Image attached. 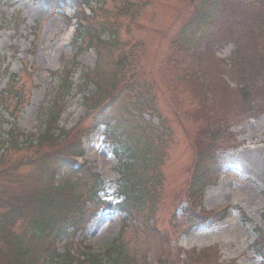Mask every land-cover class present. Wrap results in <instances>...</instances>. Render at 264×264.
<instances>
[{"label":"rangeland","instance_id":"1","mask_svg":"<svg viewBox=\"0 0 264 264\" xmlns=\"http://www.w3.org/2000/svg\"><path fill=\"white\" fill-rule=\"evenodd\" d=\"M213 1L86 0L87 6L95 13L91 22L95 30L100 29L104 20L117 30L118 45L109 48V53L101 51L105 75L116 74L117 60L125 57L123 76L118 75L119 79L114 81L116 86L122 87L121 93L104 116L110 121L109 132L114 139L118 136L122 144L128 143L132 149L135 139L142 141L137 144L140 146L145 144V140L150 141L151 153L157 151L159 161L154 169L159 183L154 194L142 198L135 224L132 221L128 227V221L123 223L124 214L105 211L73 236L74 242L84 241L83 245L90 247L92 253H102L119 236L120 251L127 259L124 264H262L257 256L251 255L248 247L257 236L254 228H264V113L257 118L249 117L247 107L251 105L244 106L249 100L241 101L236 96L240 87H244L242 79L251 80L250 86L256 83L257 88H264V75L256 77V71L264 74V24L260 25L255 17L260 12L264 13V3L262 10L256 4L242 5L251 16L247 13L238 29L232 27L224 32L217 39L220 45H210L209 52L214 51L215 54L204 53L200 62L196 60L201 68L192 66L198 72L195 76L190 73L191 58L187 55L176 58L174 42L190 33L186 27L190 17L197 10L204 15V8L211 7ZM223 1L216 0L215 4ZM228 2L225 1L224 6ZM69 10L63 19L41 0H0V90L5 84L7 71L16 76L11 87L14 93L19 88L24 101L31 94L30 102L25 104L18 120V127L24 135L19 140L23 146L34 142V137L29 135L39 132L42 117L39 108L45 109L50 103L54 75L71 63L70 43L74 29L68 22L72 15ZM81 10L90 15L88 8ZM78 11L79 8L77 14ZM15 21L17 31L12 30ZM101 38L107 40L108 33L104 32ZM197 38L200 39L201 35ZM252 49H257L254 55L251 54ZM233 53L235 55L232 56ZM243 56L249 59L244 60ZM76 61L83 69L95 70L96 53L87 50L78 55ZM245 62L249 63L246 67L239 65ZM79 74L76 71L75 84L79 82ZM94 92L95 86L90 84L82 94L68 101L58 123V128L65 132L62 135L71 133L67 140L78 129L92 127L94 120L91 115L96 110L90 111L89 116L84 114L81 97ZM11 99L9 96V112L14 106ZM152 102L156 105L154 112L159 121L153 116L146 121L145 115L146 123H142L143 118L141 120L139 114L146 110L142 107ZM10 116H2L0 141L6 139L9 132ZM154 126L158 129L151 131ZM103 130L99 127L89 137L84 160L93 172L100 175L106 185L105 193L111 199L116 197L117 163L110 141L104 142ZM217 130L221 134L226 131L230 134V138L225 136L226 145L238 147L218 155L224 169L216 184L205 191L202 208L214 211L227 205L231 210L222 222L209 229L182 235L188 223L183 218L172 219L175 217L172 205L183 195L181 187L196 163L192 157L196 153V136L205 131L203 135L208 137ZM43 152L45 149L7 151L1 168L21 162L16 170L19 177L35 182L37 168L26 160ZM205 165L211 168L209 163ZM172 221L179 224L171 226ZM21 224L22 221L14 226L17 235L23 232ZM1 239L0 236V249L4 247ZM63 244L62 239L58 246L61 248ZM191 250H206L208 259L203 257L197 263L189 261L187 255Z\"/></svg>","mask_w":264,"mask_h":264},{"label":"trees","instance_id":"2","mask_svg":"<svg viewBox=\"0 0 264 264\" xmlns=\"http://www.w3.org/2000/svg\"><path fill=\"white\" fill-rule=\"evenodd\" d=\"M45 1L54 5L55 8H59V4L64 3L65 0ZM215 2L216 0L213 1L211 7L204 8L203 11L206 12L204 15H202L201 10H197L190 17L186 25L190 33L183 36L187 47L183 49L180 47L182 51L186 52L188 47L192 45V42L195 41L196 35L201 31L198 29H203L205 23L212 22V19L216 17V13L218 12ZM86 3V0H82L81 5L76 6L77 8L79 7V11L73 17L75 20V30L72 39V50H75V52L71 67L67 65L61 72L54 75L55 84L52 97L49 106L42 113L40 131L35 141L22 146L18 141L21 134L14 125L10 127L6 139L0 141V236L4 245L0 249V264H37L39 261H43L45 264H122L120 260L121 254L118 253L117 240L113 241L101 254L90 253V255L81 256L77 253H71L69 243L66 245L65 251L59 255L56 253L52 254L49 251L50 244L56 239H60L61 237L69 238L70 235H74L80 231L82 226L88 222L83 208H73V205L78 202L80 195L70 190L71 179L74 176L70 174H72V158L78 153L79 143L77 142V137L74 136L69 138V140L66 139L71 136L68 135L71 134L69 132L66 133L67 135H62L65 132L58 128L61 114L65 111L69 99L77 94H82L83 90L90 84L95 86V93L87 97L81 95L84 103V112L86 114L90 111L93 112L99 106L106 103L119 90L118 85L116 86L114 81L115 79H119V76H123L121 71L125 66V57H121L116 62L119 65L116 74L112 76L105 75L106 71L103 68L105 60L102 58L103 54L101 51L109 53V48H114L118 45L117 30H114L113 25H109L111 23L106 20L102 21L99 30H95L91 23L93 20V10H90V16L81 10V6L86 5ZM234 3L235 1L233 0L232 2H228V7L235 11L232 15L236 14L243 18V20H245L244 18L247 13L251 16V13L242 5L252 6L255 3L253 0H237V6ZM257 6L258 9H263L262 5ZM123 13L125 14L126 12L123 11ZM263 16L264 13L261 12L255 15L260 25L264 24ZM104 32L108 33V39L105 41L101 38ZM216 35L218 34H213L214 37ZM91 48L94 49L98 57L97 67L95 70L81 73L80 83L74 85L71 79L77 70L76 59L83 51L90 50ZM252 50L251 54L254 55L257 49ZM243 58L244 60L249 59L247 56H243ZM248 64L245 62L239 65L246 67ZM259 71H256V77L262 78L264 74ZM244 82H247L248 85L252 84L251 80H244ZM247 83L244 84L247 85ZM14 84L15 77H11L6 84V88L0 92V127L2 126V114L6 113L14 117V112H17L18 106L22 101L20 89L17 88L15 93L11 89ZM250 88V90L245 88L240 90V98L243 101L249 99V102H251V100L259 98L264 99V88H257L256 83L250 86ZM9 96H12L11 101L14 103L11 112H9L7 105ZM136 98L138 100V97ZM152 103L155 105L154 102ZM142 108H146V111L150 114L155 113L150 104ZM107 121L108 119H105L102 123L106 126V133H110L107 128ZM151 131H154V129ZM62 136L64 139H62ZM74 140L77 142L76 145ZM134 141H132L134 145L132 149L131 145H127L128 143L122 144L120 139H116L115 144L119 149L117 147L114 148L118 163V193L124 199L119 205L122 206L124 212L131 219H135L133 217L138 213V205L142 203V198L150 196L151 193L154 194L156 185L159 183L156 171L154 170L158 165V152L154 151L151 153V142L148 140H145V144H142V146L137 145L142 142L139 138ZM195 145V158L197 161L190 170L191 178L187 181L191 191L199 194L207 181V179L202 177V174L206 169L205 163L208 161L205 157L208 147L200 141L196 142ZM30 149H45V152L37 157L26 160L27 162L30 161L28 162L29 165L36 166L37 168L38 173L34 177L36 183L32 182L29 178L24 179L19 177L16 170L22 165L21 162L1 168L5 152L27 151ZM57 171L59 174L66 173L65 178L67 179L64 180L60 187L55 188L52 182H54L53 180L57 176ZM94 177L96 181H94L93 186H100L99 176L94 175ZM79 178L77 180L82 181L83 178ZM31 182L32 184L29 185ZM63 192L67 197L66 200L60 201ZM92 194L95 197L93 188ZM100 203V200L97 199L95 206L99 208ZM20 221H22L21 228L23 227V232L17 235L14 231V226L20 223ZM256 232L258 233V238L253 247L257 251H263L264 230H256Z\"/></svg>","mask_w":264,"mask_h":264}]
</instances>
